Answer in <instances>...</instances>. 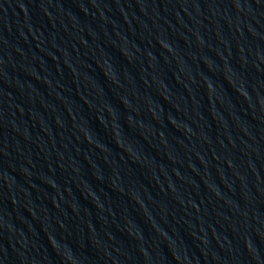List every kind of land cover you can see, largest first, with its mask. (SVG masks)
Instances as JSON below:
<instances>
[{
  "label": "water",
  "instance_id": "water-1",
  "mask_svg": "<svg viewBox=\"0 0 264 264\" xmlns=\"http://www.w3.org/2000/svg\"><path fill=\"white\" fill-rule=\"evenodd\" d=\"M0 264H264V0H0Z\"/></svg>",
  "mask_w": 264,
  "mask_h": 264
}]
</instances>
